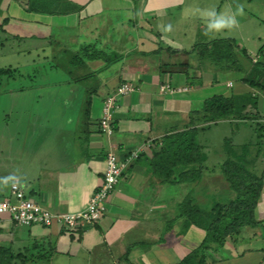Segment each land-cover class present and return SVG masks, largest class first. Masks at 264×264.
<instances>
[{
	"label": "crops",
	"instance_id": "1",
	"mask_svg": "<svg viewBox=\"0 0 264 264\" xmlns=\"http://www.w3.org/2000/svg\"><path fill=\"white\" fill-rule=\"evenodd\" d=\"M67 2L72 4L69 11ZM56 8L51 14L34 13L15 0H0L8 31L25 44L10 52L47 59L68 52L70 46L81 50L93 45L116 54L117 59L105 65L102 58L87 59L84 49L83 62L70 64L75 69L66 68L74 75L66 89L17 86L8 90L11 105L17 94L32 91L27 106H19L28 117L30 132L7 139L9 145L2 155L6 161H0V196L7 197L16 180L24 184L28 196L54 212L80 210L101 182L109 151L119 158L137 150L140 155L123 170L105 215L77 237L56 226H16L4 217L0 218V245L44 239L47 251L54 248L47 264H160L158 243L144 237L146 230L140 224L155 219L137 210L157 203L159 184L153 180L147 159L159 147L155 140L185 129L191 112L215 94L250 95L257 106L246 103L244 111L257 112L264 121V92L199 63L192 52L197 43L233 38L247 56H259L264 62V50L254 51L264 46V0H64L56 2ZM233 15L236 24L214 27L218 20ZM58 27L77 33L62 39L61 34H54ZM124 80L139 89L119 100L113 112L114 131L107 135L98 125L102 102ZM167 83L187 90L161 93L160 85ZM44 95L49 96L47 100ZM225 122L232 125V144L246 143L242 138L250 135L252 120H226L212 126L225 134ZM198 137L207 150L208 139L204 134ZM145 143H151V149L144 148ZM204 172L200 182L205 181V174L213 173ZM143 193L147 202H142ZM255 219L260 221L256 236L248 232L241 238L243 244L237 238L227 240L209 251L206 264H264V173ZM198 234L204 238V231L198 229Z\"/></svg>",
	"mask_w": 264,
	"mask_h": 264
},
{
	"label": "trees",
	"instance_id": "2",
	"mask_svg": "<svg viewBox=\"0 0 264 264\" xmlns=\"http://www.w3.org/2000/svg\"><path fill=\"white\" fill-rule=\"evenodd\" d=\"M15 1L26 11L51 14L57 10L56 2L64 0ZM71 6L72 4L67 2V11L71 9ZM64 10L66 9L64 8ZM1 26L2 24H0ZM81 50L88 53L87 59L102 58L105 65H109L117 59L116 54L102 52L93 45ZM263 50L264 46H261L258 52L261 53ZM192 52H195V56L201 64L208 62L218 70L226 71L228 69L239 72L241 82L251 86H264L257 80L259 75H264L263 60H257L255 64H251L248 71L245 70L246 64L243 59L248 58L246 50L240 47L233 38H217L206 43H197L192 48ZM73 56L72 65H77L78 61L83 62L82 56L77 53H74ZM14 71L6 67L0 68V74L14 73ZM251 76H255V79H251ZM250 97V95L215 94L206 98L199 110L191 112L185 129L174 131L163 136L161 140L155 141L160 143L159 147L153 150L152 156L147 159L152 173L160 177L163 183L171 182L177 168L181 169L179 177L182 181H195L200 178L209 151L208 148L204 150L198 135L201 131L209 130L212 125L220 121L232 122L241 121L244 118L252 119V114L244 111L246 101H252V97ZM240 116L242 117L238 118ZM254 132L257 134L255 143L258 142L254 154L251 151V142L235 146L230 137L223 138L227 157L221 162L219 168L221 179L228 188L224 187L221 190L216 186L205 188L202 193L205 196L204 200L209 202L208 206L201 205V201L197 202V199L191 195L187 196L180 205L181 211H184L195 226L202 228L205 235L200 245L189 252L179 264H206L205 252L207 250H216V248L222 247L227 240L235 239L240 234L242 227L260 223L255 219V209L260 197L264 173V121ZM257 162L263 163L259 172L256 167ZM10 249L9 245L0 246V264H15L16 260L21 257L20 251L14 252ZM52 249L54 248L52 247ZM52 249L46 250L44 239L34 240L26 248L30 256L27 257V261L32 264L44 261V264H47L50 254L54 252Z\"/></svg>",
	"mask_w": 264,
	"mask_h": 264
},
{
	"label": "rangeland",
	"instance_id": "3",
	"mask_svg": "<svg viewBox=\"0 0 264 264\" xmlns=\"http://www.w3.org/2000/svg\"><path fill=\"white\" fill-rule=\"evenodd\" d=\"M6 17L7 16L3 15L2 13L0 14V24H2V26L0 27V68L6 67L12 70L16 68L18 69L19 72L0 74V161L1 163H3V161H6L5 158L4 159L2 158V155L6 154V151L9 145L8 140H7L8 137L17 138L18 136H23L24 134H27V132H30V127L28 126V123H27L28 117L24 111H21L22 107H19V106L25 105L26 103H28L29 99L32 97V91L27 92V93H19L21 95L17 94L14 99V102H12V105H11V99H10L11 95H8V90H10L13 87L17 88V86H25V87L30 86V87H38V88H45V89H50V88L66 89L68 87V82L72 80V77L74 76L73 74H69L66 68L68 67V68L75 69V67L70 65L72 60H74V56H73L74 53L81 52L80 54L81 56H83L84 54L83 50H78L74 48V46H70L68 52L64 51V53H60L54 57H48L47 59H44L43 57L37 58L35 55H32V54L24 55L21 52L11 53L10 51H12L14 48H16V50L23 49L25 47L24 46L25 44L22 39L18 40L17 37L12 38V32L8 31L6 27L7 26L6 21L3 23V21L7 19ZM62 30L63 29L58 27L56 28L55 30L56 32L54 34H61L62 39L63 38L70 39L77 33L76 30H70V31H62ZM201 43L203 42H200V44ZM259 47L260 46H258L256 50L254 51H257ZM46 52H49V50H46ZM248 58L250 60L248 62L246 61L245 63L246 66H244L245 70L247 71H248V67H247L248 65L250 67L251 64H255L257 60L259 61L260 59H262V58L259 59V56H251V57L248 56ZM204 64L208 66L210 69H214L215 71H220L224 73L225 77L227 78L234 79V80L236 79L237 81H240L241 79V74L239 72H233L232 70H228V69L226 71L218 70L212 64H209L208 62ZM76 71L79 72L80 70L77 69ZM255 76H251V79L253 78L255 79ZM257 80L264 84V75L263 74L259 75L257 77ZM124 81L132 82L129 80H124ZM134 85L137 87V89L130 92V94H132L133 92L139 89L135 83ZM248 86L254 88L255 90H258L259 92H264V86L263 87L254 86V85L251 86L249 84ZM116 88L112 92L107 94L108 96L106 95L105 97L114 95L116 93ZM181 88H184V87H181ZM183 91H178V92L170 93V94L181 93ZM124 96H128V95H124ZM124 96H121L119 100ZM48 97H49L48 95H44V98L46 100ZM251 100L252 101H249V102L246 101V102L251 105L254 104L257 106V102H256L257 100L255 98H251ZM238 102L241 103L239 99H238ZM253 114L254 115H251L253 116L251 119L252 122H250L251 126L248 127V130H249L248 132H250V135L249 136L243 135V138H242L244 139L243 141L247 142L249 140V142L252 143V146H251L252 154L255 153V150L258 147V142L255 143L257 140V138H255L257 134H255L254 130L257 129L260 123L263 121L262 120L263 118L261 119V117L258 116L257 112ZM241 117L242 116L238 118H241ZM241 120L243 121L246 119L244 118ZM223 128H226L225 131L227 133L224 134L222 132V128L220 129V132H219L218 126L216 127L212 126L210 130L200 132V136L204 134L206 139H208L207 140L209 144L208 151L209 153H211V157L209 158L210 160L207 159L206 161H204V164H203L204 166L202 167L201 175L205 173L204 171H206V173L213 172L209 175L205 174L206 175L204 177L205 181L200 182V179L202 178V176H200V178L198 179H195V181H182L180 180V177H179V173L181 172V169L177 168L168 186L166 185L161 186V184H165V183L161 182L160 177H157L152 173L154 176L153 180H155V184L156 185L159 184L157 194L155 192L156 194L155 201L157 203L154 205H151L150 208H147L148 211L143 210V209H137V210H142V212H144L145 214H151V216L154 217L155 219L153 223L141 222L140 224L143 227V230L144 229L146 230L145 232H143L144 237L147 238L148 240L150 239L153 240L155 245L158 243V248H159L160 254L162 255V257H160V260H159L160 264H179V262H181L189 254V252H191L193 249L198 247L201 241L203 240L202 235H201V238H199L198 229L201 230L202 233L204 230L202 228L195 226L192 223L191 219L187 218L184 211H181L180 209V205L182 204L184 199L187 196L191 195L193 198L195 197L197 199V202L201 201V205L208 206L209 202H207V200L205 201L204 195L201 194V191L203 189L209 188L212 186H218V188H221V189H223L224 187L228 188L227 184L223 182L221 179V173H220L219 166L221 162H223V160L227 157L225 148H224L225 146H224L223 138L226 136L228 137L233 136L230 133V129L232 128V125L230 123H226L223 126ZM34 130H36V127L34 128ZM150 144L151 143H145L144 148L149 149ZM144 148L142 145V150H146ZM256 167L258 168L257 171L259 172L260 169L263 167V163L257 162ZM2 170H4L3 166H2ZM196 184H198V188H195ZM137 190L139 192H143L139 189ZM153 194H154L153 192L149 193L150 198H152ZM171 198L173 201H171ZM0 199H3V197L0 196ZM143 200L144 202H147V200L145 199V193H143L142 202ZM138 214L142 216V213H138ZM185 223H188V224H185ZM13 225H16V224H13ZM255 226L256 225L254 226L247 225V226L242 227L241 231L244 233L240 232V234L236 236L237 239L236 238L235 239L239 241V243L243 244L244 239H241V238L242 236L244 237V235H246L248 232L249 234L254 233V236H256ZM19 228L23 229V227H19ZM259 229L260 228L257 229L258 233H259ZM188 235L190 237L194 236L195 239L194 238L185 239V237ZM75 236L77 237L78 235H75ZM183 239H185L184 245H183ZM33 241L34 240H32L30 243H27L26 245L22 244L21 241H15L13 245H10L11 247L10 250L14 252H18V251L21 252V257L16 260L15 264H24V263L32 264L27 261V257H30V256L27 253L28 251L26 250V248ZM144 242L146 241L144 240L143 243ZM5 244L6 243L1 244L0 246H6ZM148 244H150V242ZM209 251L212 252L213 250H207L205 252L206 262L210 257ZM22 252L25 254H23ZM36 264H42V263L41 261H39ZM43 264H44V261H43Z\"/></svg>",
	"mask_w": 264,
	"mask_h": 264
},
{
	"label": "built area",
	"instance_id": "4",
	"mask_svg": "<svg viewBox=\"0 0 264 264\" xmlns=\"http://www.w3.org/2000/svg\"><path fill=\"white\" fill-rule=\"evenodd\" d=\"M135 89L137 87L134 83L124 81L116 88L114 95L103 99L98 121L103 133L107 135L113 133V112L118 107L119 98L129 95ZM183 90L185 91L187 88L169 84H162L159 88L161 93L169 94ZM139 151H132L123 158H119L115 152L109 151L105 158L106 167L100 184L88 199L85 207L76 211L54 212L42 206L27 195L23 183L15 180L10 185L8 196L0 199V218L6 217L17 226H56L63 232L78 235L87 227L95 225L105 215L108 198L115 191L123 170L138 157Z\"/></svg>",
	"mask_w": 264,
	"mask_h": 264
},
{
	"label": "clouds",
	"instance_id": "5",
	"mask_svg": "<svg viewBox=\"0 0 264 264\" xmlns=\"http://www.w3.org/2000/svg\"><path fill=\"white\" fill-rule=\"evenodd\" d=\"M242 12V9L240 10ZM236 24L235 15L228 17L226 19L218 20L217 23L214 25L216 28L224 27V26H232Z\"/></svg>",
	"mask_w": 264,
	"mask_h": 264
}]
</instances>
